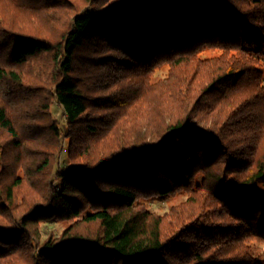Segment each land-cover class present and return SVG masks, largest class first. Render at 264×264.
I'll use <instances>...</instances> for the list:
<instances>
[{"label": "trees", "instance_id": "1", "mask_svg": "<svg viewBox=\"0 0 264 264\" xmlns=\"http://www.w3.org/2000/svg\"><path fill=\"white\" fill-rule=\"evenodd\" d=\"M59 1L57 38L9 27ZM44 2L0 0V264H264V0Z\"/></svg>", "mask_w": 264, "mask_h": 264}, {"label": "rangeland", "instance_id": "2", "mask_svg": "<svg viewBox=\"0 0 264 264\" xmlns=\"http://www.w3.org/2000/svg\"><path fill=\"white\" fill-rule=\"evenodd\" d=\"M45 0H14V3H19L22 5H31L33 6H39L44 2ZM78 2V7H85L86 3L88 0H75ZM86 2V3H84ZM59 5L58 7H56V9L54 10H48V13H55L53 15V18H51V20H48L49 18L45 17H40V18H36L34 17L33 21L29 22L27 20H17L18 19V15L22 14L15 10V8H12L11 10V15H12V19L8 20L9 27L13 28V29H17V30H21L23 32L26 33H32V34H36L39 36H44V37H48V38H57L58 36L64 34V31L67 29V26H69L68 24L70 23V20L73 17V13H75L73 10V12L70 11V6L67 5L66 3L64 4L62 1L58 2ZM55 15H57V18H55ZM0 18H4V12L2 7H0ZM9 19V18H8ZM1 21V20H0ZM44 57H40L38 60H36L37 62V66L36 68H33V74L31 75L32 77H29L25 74L26 78H28L29 80L32 81V79L36 80V74L39 75L40 73H44V69L46 71H51L52 68L50 66L46 67L45 62H44ZM262 63L264 64V58L261 59ZM42 71V72H41ZM167 72V67H162L161 69H159L156 73V77L158 78H162L166 75ZM33 80V81H34ZM38 80H40L38 78ZM46 89H49L48 87H46ZM50 112L52 113V117L53 119H55L57 122H59L60 127L62 125H64L66 123V118L62 112V110L54 103L51 105L50 108ZM148 112V111H147ZM137 121H141V119L137 120ZM168 119L163 118L161 119L160 124H165L167 123ZM69 141H65L64 147H65V151L61 154L60 156V168H65L69 165V161L67 158V146H68ZM102 145V144H101ZM103 148L105 147L104 145H102ZM98 151V150H97ZM57 183H59V181L57 180ZM23 197V201H22V205H19V209L22 210L23 208H26L28 205H30L33 202H40L42 197L40 194H38L37 192L33 191L31 189L30 186H28L27 184H24L23 187L19 190L18 192V198L21 199L20 197ZM186 201V195L181 196V197H175V198H157V199H150V200H145L144 203L147 205V207L149 208V210L153 213H156L160 216H164L166 215L170 209L174 206H177L183 202ZM20 210H16V212H12L13 216H20ZM40 233H41V239L42 242L46 241L47 239H49V237H53L54 239H58L62 233V231L67 227V223L63 224L59 221H41L40 223ZM253 246L255 249L258 250V252L261 253L263 259H264V244L261 243H253ZM9 264H23L21 261L17 260L16 257H13V260L10 262H7Z\"/></svg>", "mask_w": 264, "mask_h": 264}]
</instances>
